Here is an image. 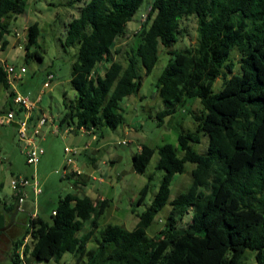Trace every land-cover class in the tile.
<instances>
[{"label":"trees","instance_id":"1","mask_svg":"<svg viewBox=\"0 0 264 264\" xmlns=\"http://www.w3.org/2000/svg\"><path fill=\"white\" fill-rule=\"evenodd\" d=\"M143 2L87 0L67 22L61 45L76 47L69 76L75 95L59 124L96 134L102 124L112 129L121 125V101L138 91L139 69L148 74L158 61L159 46L175 44L181 18L193 15L196 43L167 51L170 56L154 86L163 104L156 113L159 122L185 105L187 97L198 98L203 111L192 116L194 132L177 135L181 155L170 143H141L132 155V170L143 173L157 152L156 166L164 173L131 230L108 224L94 246L87 247L109 199L69 192L59 198L49 219L39 214L26 219L25 233L13 242L14 264L20 247L22 255L38 262L58 261L69 253L78 264H247L242 259L250 250L254 263L264 264V0H151L139 42L123 66L112 59L118 52L115 41ZM26 5V0H0L1 49L6 44L2 37L9 33L5 19L23 13ZM39 34L36 21L26 27V58H42L36 49ZM232 51L239 56V72H234ZM103 60L107 65L100 73L97 65ZM220 74L222 86L214 91ZM0 83L8 89L1 67ZM200 136L207 137L204 154L192 147ZM186 162L193 164L191 184L169 199L173 176ZM79 183L84 184L75 180L73 185L78 188ZM148 188V182L141 187L138 203ZM12 196L8 202L0 199V227L18 203V196ZM166 204L163 226L148 235ZM188 213L189 223L181 226ZM85 224L88 229L79 233Z\"/></svg>","mask_w":264,"mask_h":264},{"label":"rangeland","instance_id":"2","mask_svg":"<svg viewBox=\"0 0 264 264\" xmlns=\"http://www.w3.org/2000/svg\"><path fill=\"white\" fill-rule=\"evenodd\" d=\"M84 1L87 0H26L27 5L23 14L17 15L15 20L11 18L13 15L5 19L9 33L4 35L7 40L0 53V64L6 63L15 65L17 68L20 66L26 68L21 79L12 82L13 88L17 92L28 94L32 101H36L34 103L36 114L43 113L54 122L53 124L47 122L48 126L45 124L41 128L42 136L37 142L44 152L35 165L25 162V155L21 151L23 142L18 140L15 122L0 125V199L12 200L13 191L10 187V180L13 176L29 177L35 173L41 187V193L37 196H33L30 188L26 187V197L21 204L22 209L17 212L13 223L0 232V264H14L12 262L13 242L25 233L26 219L33 211L49 219L51 209L55 207L59 198L73 191L78 195L89 194L91 184L109 199V207L100 216L98 227L89 239L87 247L94 246V238L98 237L99 231L108 224L117 223L131 230L138 220L137 214L149 205L164 173L163 169L156 166L157 152H154L143 173H135L131 168L132 154L137 152L141 143L153 147L170 143L175 152L181 155L177 135L180 132H194L195 121L192 116L201 115L203 111L197 97H187L185 105H178L173 114L163 118V122H159L156 118V113L163 108V104L154 85L170 56L167 51L182 49L196 43V18L190 15L182 17L179 22L177 42L169 47L159 46L158 61L150 72L145 74L142 68L139 69L141 85L138 91L132 94L129 100L126 97L121 101L123 115L121 125L115 129L105 124L100 125L97 142L85 132H67L70 127L73 129L74 125L68 126L66 123L60 125L58 118L64 113L75 95V90L69 82V76L76 47L64 49L61 43L64 40L67 22L77 15L79 5ZM150 2L151 0H144L132 20L127 23L123 34L115 41V49L118 52L112 53V59L119 61L123 66L126 63V56L139 42L140 25L149 9ZM34 21L38 23L40 30L36 49L41 59L24 56L26 27ZM13 39H16L14 45L11 44ZM1 42L0 40V45ZM230 57L235 63L234 72H239L237 65L239 56L236 51H232ZM106 65V60L99 63L98 72L102 73ZM48 72L52 73L53 79L48 87H43ZM228 76L229 74H226V78ZM222 82L223 77L220 74L213 82V90L218 91ZM8 93V89L0 83V115L5 113L11 104V97ZM50 129L57 132L52 133ZM206 145V136H200L198 143H192L193 149L200 154L205 153ZM65 146L77 147L79 152L65 155ZM84 146L88 148L86 151L82 150ZM92 148L97 149V153L94 154L96 159L94 175L98 178L103 176V179L101 182L97 179H90L82 189L75 190L70 185L72 181L74 182L73 177L66 178L62 175L65 159L67 156L72 157L73 163H77L79 168L89 171L92 164L88 158V151ZM110 157L116 160L109 167L110 163L106 161ZM192 168L193 164L186 162L184 170L173 176L169 199L175 198L188 189L192 181ZM146 182L149 183L148 191L143 200L138 203L139 190ZM168 210L169 204H166L156 214L146 231L148 235L155 234L163 226L164 216ZM7 220L9 221V218L6 216ZM189 221L190 213L184 215L179 224L186 226ZM87 229V224H85L79 233ZM25 240H29L28 235ZM21 251L20 247L17 253L20 255ZM22 256V258L18 257L15 264H21V261H23L22 264H78L69 253H65L58 261L51 260L50 263L38 262L29 255ZM242 261L255 264L250 250L245 251Z\"/></svg>","mask_w":264,"mask_h":264},{"label":"built area","instance_id":"3","mask_svg":"<svg viewBox=\"0 0 264 264\" xmlns=\"http://www.w3.org/2000/svg\"><path fill=\"white\" fill-rule=\"evenodd\" d=\"M0 67L5 74V80L8 85V91L11 94V96H9L11 97V104L9 105L6 112L0 115V125H7L11 124L12 122H15L18 140L23 142V147L21 151L25 155V162L30 165H35L44 152L43 148L37 142L38 138L42 136L41 128L45 124H47L48 126L47 122L53 124L54 120L48 119L47 116L43 113H41L40 115L36 114V112L34 111V103L36 101H32L28 94L17 92L13 88L12 82L21 79L22 74L26 71V68L24 66H20L19 68H17L15 65L2 63L0 64ZM52 79V73L48 72L46 74V80H44L43 82V87H48ZM68 131L85 132L91 135V138L93 140L98 138L97 134L93 132V129H87L83 126L79 127V129H71L70 127L67 132ZM53 132L56 133L57 131L54 130ZM86 148V146L83 147V149ZM78 152L79 148L77 147H64L65 155H73ZM73 161L74 160L72 157H66L65 164L62 168L63 177H66L67 174H70L74 177L75 180L84 179L85 175H83L81 169L74 166L72 168L70 167V165L73 164ZM97 180L102 181L101 178H98ZM70 185L75 190L80 189V187H83V185L80 183L78 184V188H76L73 183ZM10 187L13 191V194L18 196L17 204L20 210L22 209L21 204L24 201V198L26 197V187L30 188L33 196H37L41 193V187L36 179L35 173L31 174L29 177L21 175L13 176L10 180ZM52 214H54V211H52ZM35 215V211L30 214L31 217H34ZM19 257H23L21 252ZM21 263H23V261H21Z\"/></svg>","mask_w":264,"mask_h":264},{"label":"crops","instance_id":"4","mask_svg":"<svg viewBox=\"0 0 264 264\" xmlns=\"http://www.w3.org/2000/svg\"><path fill=\"white\" fill-rule=\"evenodd\" d=\"M68 4H69V2H68ZM70 5V4H69ZM25 12V11H24ZM23 12V13H24ZM23 13H21V14H23ZM20 15V14H19ZM10 17V16H9ZM16 17L17 16H11V18H13V20H15L16 19ZM74 17V16H73ZM71 19V18H70ZM39 37V36H38ZM38 39V38H37ZM4 40H7V37H4ZM14 40H16V39H13V41L11 42V44L12 45H14ZM20 45V44H19ZM0 48H1V45H0ZM4 49V48H3ZM3 49H1L0 50V53L2 52V50ZM131 96H133L132 94L131 95H128V96H126L127 98H128V100L130 99V97ZM126 97H124V98H126ZM38 98V97H37ZM36 98V99H37ZM51 130V129H50ZM51 132L53 133V131L51 130ZM69 132V131H68ZM73 133H78V132H74L73 131ZM75 135V134H74ZM92 139V138H91ZM93 140V139H92ZM99 140V138H97V139H95V140H93V141H98ZM139 147V146H138ZM88 148H86V149H82V150H84V151H86ZM139 149V148H138ZM83 151V152H84ZM138 151V150H137ZM95 153H97V149L96 148H92V149H90V151H88V158H89V161H90V164H92V166H90V168H91V170H89V171H85V170H83V169H81V168H79V166L77 165V163H73L72 165H70V167L72 168L73 166L74 167H78L79 169H81V171L83 172V175H85V177H84V179H81V181H83V186L85 185V184H87V182L90 180V179H93V178H97L98 179V177L97 176H95L94 175V167H95V162H96V159H95ZM134 154V153H133ZM132 154V155H133ZM109 160H110V162H109ZM115 158L114 157H110V158H108L107 159V161L106 162H108V166L110 167V166H112V164H113V162H115ZM105 175V174H104ZM70 177H73L72 175H70V174H67V176H66V178H70ZM93 177V178H92ZM99 178H101V179H103V176H100ZM73 180L75 181V179H74V177H73ZM96 180V179H95ZM99 182H101V181H99ZM73 183V181L71 182V184ZM83 187H80V189H82ZM74 192V191H73ZM72 192V193H73ZM88 193L89 194H87V193H84V194H87L92 200H97V199H102V198H104V197H106L102 192H101V190H99L96 186H94L93 184H91V186L89 187V190H88ZM7 202H8V200H7ZM53 209V208H52ZM51 209V210H52ZM25 212H26V210H24ZM33 213V212H32ZM31 213V214H32ZM50 261L51 260H49V261H44V262H48V263H50Z\"/></svg>","mask_w":264,"mask_h":264},{"label":"water","instance_id":"5","mask_svg":"<svg viewBox=\"0 0 264 264\" xmlns=\"http://www.w3.org/2000/svg\"><path fill=\"white\" fill-rule=\"evenodd\" d=\"M18 210H19V206L16 205L14 211L10 215L9 221L5 225H3L2 227H0V231H3L5 229H7L13 223V220H14V218H15Z\"/></svg>","mask_w":264,"mask_h":264},{"label":"clouds","instance_id":"6","mask_svg":"<svg viewBox=\"0 0 264 264\" xmlns=\"http://www.w3.org/2000/svg\"><path fill=\"white\" fill-rule=\"evenodd\" d=\"M75 132V131H74ZM18 205V204H17ZM20 210V209H19Z\"/></svg>","mask_w":264,"mask_h":264}]
</instances>
